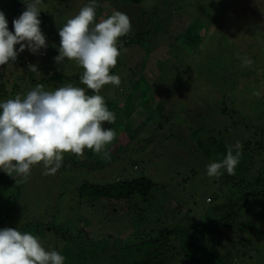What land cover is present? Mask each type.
Returning a JSON list of instances; mask_svg holds the SVG:
<instances>
[{"label": "rangeland", "instance_id": "rangeland-1", "mask_svg": "<svg viewBox=\"0 0 264 264\" xmlns=\"http://www.w3.org/2000/svg\"><path fill=\"white\" fill-rule=\"evenodd\" d=\"M146 1L147 12L151 11L154 5L161 8L163 1L168 2V5L172 4V9L179 7L183 10L178 12L180 17L176 15L169 29H166L169 37H163L161 44L151 54L152 67L154 64L170 67L169 70L174 73L182 61L183 65L190 68L186 73L187 83L179 85L181 83L179 82L172 87H165L169 94L168 101L176 103V107L170 110L174 124L170 125L169 131L167 128L164 134L154 133L146 142L142 136L132 138L133 142L127 146V153L119 154L118 160H110L105 166L101 163L100 167L92 169L91 162H82L77 158L81 164L69 168L68 172L58 170L55 175H44L42 165H36L32 167L27 178L17 177L9 187L5 181L0 182V215L6 218L8 223L13 221L14 224L21 225L34 220L38 226L68 225L70 230L72 229L70 233L72 237L75 236L73 231H79L81 228L93 235V237L88 235L90 239L83 240L85 243L70 236L67 242L59 238L52 240L53 249L66 257L65 264H73L71 260L76 259L81 253L91 264H114L115 258L120 253L117 245H125L136 238L134 234L138 231V221L150 225L156 222L161 228H165L168 225H177L178 221L181 224L199 222L220 214L216 211V207L228 193L224 188L223 192L220 190L215 179L207 177L206 166L213 160L206 159L196 148L195 142L200 139L202 141L206 135L210 136L208 133H211V129L223 127V133L232 130V134L228 136L226 133L225 138L228 137L229 142L234 144L236 141H242V132L238 128H243V131L249 134L246 126L249 128L260 125L257 119L263 103L261 98H264L259 90V88L263 89L264 35L257 38L258 35L250 28L249 34L241 35L238 39L235 34L237 26L234 24L238 19V25H241L245 32L248 25L254 27L253 22L263 25L264 0ZM83 3L84 0H67L65 5L58 7V0H43L41 13L51 11L52 14L59 15L60 20L63 19L64 22L69 18L67 15L71 10L74 9V13H77L78 8H74L75 4ZM102 7L104 11L98 15V20L106 18L113 11L105 5ZM185 7H191L192 11L184 12ZM214 7L216 9L213 10ZM68 8L70 11L64 13ZM195 8H201L204 18L198 19L202 28L200 32L202 41L196 48L198 57L185 51L179 55V60L175 56L173 60H169L167 56L163 64L155 62L160 59L162 52L174 54L173 51L178 44L174 42L172 36L179 33L183 23L199 17V12ZM165 9L168 10L164 7L163 11H166ZM137 13L139 14L133 16L131 23L143 30L145 27L143 14L139 11ZM216 15H220L219 19L215 18ZM46 44L47 48L42 49L40 54L32 55L26 52V55L34 61L40 58L36 63L42 66V76L76 75L78 76L76 80L62 82L57 87L67 84L81 87L80 76L83 68L75 61L56 65L53 58L58 55L54 51L57 48H54L51 42ZM144 51L146 50L142 48L134 52L128 50L125 53V58H128L124 61L128 64L127 67L134 68L138 65L142 68L143 64L141 65L140 62ZM247 61L251 63H246ZM29 63L33 65L31 60ZM132 63L134 65L130 66ZM117 71L120 75H124L121 68ZM164 71L168 70H162ZM22 72V69L9 68V71L8 69L4 71V75L11 81L10 73L25 76ZM36 78L38 79V76ZM166 82H169V79H166ZM123 83L125 81L121 80V84ZM53 85L52 91L56 89V84ZM187 89L188 92L185 91ZM101 92L105 96L107 94L116 96L119 94V89L109 84L104 86ZM147 97L154 99L152 92ZM226 108L227 110L233 108L237 114L228 111L222 122L221 115L218 116L220 109ZM145 110L146 106L143 105L132 114L128 121L132 128H136L146 118ZM200 128L202 129L199 130ZM118 141L123 145L127 142L124 137H118ZM73 160L71 153H68L67 156L64 155L62 164L72 166L75 162ZM140 176L155 183L156 190L143 199L115 203L114 210H105L98 201L78 193L81 181L103 186L113 180H132ZM239 221L248 231L247 235H243L244 238L249 240L250 244L255 243L256 248L259 249L256 251L254 246V252L250 253L246 247L243 248L245 254L243 261L251 257V260L257 264H264V200L250 201L248 208L240 214ZM46 238L48 240L49 236ZM89 240H92L93 244H90ZM96 245L98 246L94 247ZM94 248L97 249L96 252ZM99 248L101 249L98 251ZM130 257L126 259H134L137 256ZM235 262L239 264L238 258Z\"/></svg>", "mask_w": 264, "mask_h": 264}, {"label": "trees", "instance_id": "trees-1", "mask_svg": "<svg viewBox=\"0 0 264 264\" xmlns=\"http://www.w3.org/2000/svg\"><path fill=\"white\" fill-rule=\"evenodd\" d=\"M84 1L85 3L81 5L75 4L74 8H78L77 13L82 6L88 3V0ZM97 2V18L100 12L103 13L104 11L103 5L111 10L113 9V11L126 13L130 17V20H133V16L136 14L138 15L139 13L137 12L139 11L143 14L145 27L142 30L131 23L132 28L130 33L122 37L119 41L118 47L121 55L117 59L116 66L112 69L113 74L119 75L121 80L125 81V83L118 87L119 94L116 96L107 94L105 96L104 93H100L108 109L116 114V121L114 124H104L105 128H113L117 132L116 139L113 141L112 145L108 146L110 157L104 159L102 154H93L90 150H85L84 154L81 156L71 154L75 162H73L72 166L62 164L59 172H65L69 170V168L81 164L79 161L91 162V164H87H90L92 169L100 167L101 163L105 166L110 160H118L119 154H123L124 152L127 153V146H129V143L131 144L133 142L132 138L136 139L142 136L146 142L154 133L163 132L164 134L167 128L169 131L170 125L174 124V117L170 114V110L176 107V103L168 101L169 94L165 87H172L179 82H181L179 85L188 82L186 73L190 68L183 65L182 61H180L178 69H176L174 73L169 70L170 67H162L161 65L157 66L155 64L152 67L150 65L153 50L158 48L163 37H169L166 34V29H169L173 19L177 17L176 15L179 16V13L183 11L181 8L177 7L172 9V4L169 3L168 5V2L163 1V3H161V8L155 7L154 5L151 11L148 10V13L147 10H145L146 0H97ZM66 3L67 0H58V7ZM124 6L125 8H123ZM164 7L168 8V10L165 9L166 11H163ZM70 8L64 13L69 12ZM200 9L195 8V10L199 12V17L191 18L189 22L183 23L181 29L179 28V33H177L176 36H172L174 42L179 46L178 48V46L174 44L177 47L173 51L174 54L171 52H162L160 59L155 62L162 63L167 56H169V60H173V56L177 57L179 60V55L185 51L196 58L198 57L196 48L202 41L200 36L202 28L200 26V20L198 19L203 18V13ZM214 9H216V7H214L213 10ZM24 10L25 5L21 3L20 0H0V11H3L6 15L9 31H12V20L17 18ZM73 10L67 15L69 18L77 14L74 13ZM129 10L132 11L130 12ZM189 11H192V8L185 7L184 12ZM219 17L220 15H216L215 18L219 19ZM39 18L41 20L40 27L46 37V42H51L54 48H58V29L62 27L66 21L63 22V19L60 20L59 15H54L51 11L40 13ZM97 21L99 20L97 19ZM247 21L250 22L249 19H247ZM234 25L237 26L235 34L238 39L241 35L245 36L247 33L249 34L250 28L253 30L254 34L258 35L257 38L264 35V24L260 25L258 22H253L252 25H254V27L248 25L245 29L246 32L241 25H238V19ZM15 47L19 46L17 45ZM139 48L146 50L143 52L144 55L142 53L141 57L142 61L140 64H143L142 68L138 65L134 68H128V64L124 62L125 59L128 58H125V53L128 50L134 52L135 50H139ZM54 51L58 54L57 49H54ZM26 52L28 51L25 50L21 53L12 65L0 66V100L12 99L15 98V96H20L23 99L27 92L33 89L37 84H43L45 91H52L51 88H54L53 83L56 84L55 88H58L57 86L62 82H70L78 78L76 75L64 77L58 74L42 76V66L36 63L40 58L34 61L33 58L30 59L26 55ZM29 60L32 61L33 65L36 64L37 71L32 70ZM133 65L132 63L130 66ZM9 68L15 70L22 69V73L25 76L13 75L10 73L12 76L10 81L8 77L4 75V71L7 69L9 71ZM118 68L122 69L124 75L117 73ZM162 70H168L169 72H162ZM37 76L38 79L36 78ZM262 78L263 89L259 88V90L264 95V75ZM52 79L54 80L53 82ZM166 79H169V82H166ZM81 87L84 86L81 85ZM185 91L188 92V89ZM151 92L154 99L147 97ZM88 94H92L91 90H88ZM261 100H263V103L261 104V112L257 119L260 125L257 124L249 128L246 126V130L250 132L249 134L244 132L243 128H238L239 131L242 132L241 143L243 145V150L241 161L235 169V175H228L225 173L219 179H215L220 190L223 192L224 188V191L228 193V195H225L222 199L220 205L216 207V211L220 212V214L216 215L214 218H207L199 222L193 221L184 223L180 220L182 224L178 221L177 225H168L165 228H161L156 222L150 225L138 221V231L134 234L136 238H133L134 240L132 239V242L125 245H117V249L120 250V256L118 255L117 258H115L114 264H235L237 258L239 264H257L251 260V257L243 261L245 254L242 249L246 247L251 253L254 252L256 245L255 243L250 244V241L244 238L243 235H247L248 231L246 227H243V223L240 222L239 219L240 214L248 208L250 201L264 200V98H261ZM143 105L146 106V110L144 111L146 113V118L141 124L136 126V128H132L128 124V121L132 114L138 108H142ZM228 111L237 114L233 108H231V110H227V108L220 109L218 117L221 115L220 119H222V122L227 116ZM175 120L178 121L177 118H175ZM201 129L202 128L199 130ZM220 129L218 127L216 129H211V133H208L210 136L206 135L202 141L200 139L195 142L196 148L206 159L213 161L222 159L226 154L227 146L231 145L228 137L225 138V134L227 133V135L230 136L232 130H226L223 133V127ZM118 137H124L127 140L126 144L123 145L118 141ZM67 154L68 153H65L64 155L67 156ZM16 178L17 177L13 179L2 173L0 182L5 181L8 183L9 187ZM78 187L79 195H88L91 200L98 201L103 209L114 210L113 207L115 203L131 202L139 198L143 199L151 192L155 191L157 185L146 177L140 176L139 178H132V180H113L103 186L92 185L86 181H81ZM226 196L228 197L226 198ZM254 225L252 226L254 227ZM3 228H17L22 232H29L36 235L41 239L46 249H53L52 240L54 241L57 238L61 239L63 242H67L70 236L72 239L76 240L77 238V240H82L81 242L83 243L85 240H88V235L93 237V235L89 234L84 228H81L79 231H73L75 236L72 237V235H70L72 229L70 230L68 225L65 227L59 224L56 226L48 225L47 227L38 226V223H35L34 220L16 225L13 221H9L8 223L6 218L0 215V229ZM245 230L247 232L246 234L244 233ZM47 236H49L48 240L46 238ZM56 244H58V241H56ZM90 244H93L92 240ZM97 246L98 245L94 247ZM100 249L101 248H99L98 251ZM93 250H95V252L97 251L96 248ZM256 251H259V249L256 248ZM132 255H136L137 257L134 259H126ZM71 261H73V264H91L83 253Z\"/></svg>", "mask_w": 264, "mask_h": 264}, {"label": "clouds", "instance_id": "clouds-1", "mask_svg": "<svg viewBox=\"0 0 264 264\" xmlns=\"http://www.w3.org/2000/svg\"><path fill=\"white\" fill-rule=\"evenodd\" d=\"M20 2L25 10L12 20V31L0 11V66L12 65L25 50L37 55L47 48L39 18L43 0ZM97 7V0H88L58 29V55L53 58L56 65L77 62L83 68L80 84L84 87L67 84L45 91L43 84H37L23 99L0 100V172L7 176L27 178L36 165H42L44 175H55L65 153L81 156L90 150L104 159L110 157L108 146L117 132L104 124H114L116 114L99 93L106 85L121 84L112 69L121 55L119 41L132 25L121 11L97 21ZM242 150L240 141L228 145L222 159L206 166L207 177L235 175ZM65 260L59 251L46 249L36 235L17 228L0 229V264H65Z\"/></svg>", "mask_w": 264, "mask_h": 264}]
</instances>
